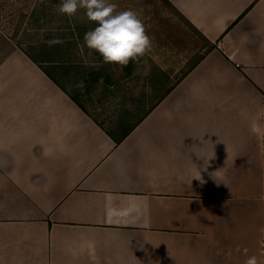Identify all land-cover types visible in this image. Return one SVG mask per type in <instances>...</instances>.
I'll return each mask as SVG.
<instances>
[{"label":"crops","instance_id":"1","mask_svg":"<svg viewBox=\"0 0 264 264\" xmlns=\"http://www.w3.org/2000/svg\"><path fill=\"white\" fill-rule=\"evenodd\" d=\"M166 1L213 49L118 145L0 30V264H264V0Z\"/></svg>","mask_w":264,"mask_h":264},{"label":"trees","instance_id":"2","mask_svg":"<svg viewBox=\"0 0 264 264\" xmlns=\"http://www.w3.org/2000/svg\"><path fill=\"white\" fill-rule=\"evenodd\" d=\"M34 7L30 10L28 17L24 15L21 19L27 20L31 35L25 33L17 41V37L10 36V40L15 46L52 82L64 92L71 101L87 114L97 126H99L107 136L115 143L120 144L134 128L155 108V106L167 96L171 90L208 54L213 48L205 41L191 25H189L166 0H160L181 17L186 24L196 32L207 45L205 53L187 70L185 74L174 84L168 86L162 94L153 102L152 106L139 117L134 118L133 109L122 107L116 111L114 119L108 121V126L104 127L95 116L89 113L86 105L90 102V97L96 89H104L110 95L120 92L121 80L129 78L135 73V69L140 63L130 61L126 66L115 63H104L103 58L95 51L88 49L83 37L85 33L96 26L87 17L81 21L78 16H86L84 10H78L75 16L68 17L60 15L56 11V6L60 0H35ZM59 39L62 43L49 45L47 41ZM88 61L85 62L84 60ZM73 82L75 93L65 89L66 81ZM146 82L152 91L159 90L168 82V74L159 70L156 65H150L146 75ZM66 82V83H64ZM65 84V85H64ZM83 85L82 87L79 85Z\"/></svg>","mask_w":264,"mask_h":264},{"label":"rangeland","instance_id":"3","mask_svg":"<svg viewBox=\"0 0 264 264\" xmlns=\"http://www.w3.org/2000/svg\"><path fill=\"white\" fill-rule=\"evenodd\" d=\"M35 0H0V30L9 37L31 35L27 20ZM118 5V11L131 9L143 21L147 34L152 41V47L140 63L135 73L121 80L120 92L109 94L104 89H96L86 105L90 114L95 116L104 127L114 119L122 107L133 109L134 118L146 112L153 102L170 85L177 82L183 74L205 53L207 45L180 16L160 0H111ZM82 15L78 20L84 19ZM210 48H213L210 47ZM85 62L88 60L85 59ZM156 65L159 70L168 74V82L159 90L152 91L147 84L146 75L150 65ZM65 89L75 93V85L67 78Z\"/></svg>","mask_w":264,"mask_h":264},{"label":"clouds","instance_id":"4","mask_svg":"<svg viewBox=\"0 0 264 264\" xmlns=\"http://www.w3.org/2000/svg\"><path fill=\"white\" fill-rule=\"evenodd\" d=\"M81 9L87 19L96 24L85 33L84 44L97 52L104 63L126 66L130 61H138L151 49L152 41L144 23L131 9L118 11V5L111 0H60L56 6L58 14L68 17L75 16ZM47 43L51 46L62 41L52 39ZM194 178L201 179L200 176ZM245 264H258L257 257L250 256Z\"/></svg>","mask_w":264,"mask_h":264},{"label":"built area","instance_id":"5","mask_svg":"<svg viewBox=\"0 0 264 264\" xmlns=\"http://www.w3.org/2000/svg\"><path fill=\"white\" fill-rule=\"evenodd\" d=\"M216 47L219 48V44H217ZM262 245H264V244H262Z\"/></svg>","mask_w":264,"mask_h":264}]
</instances>
